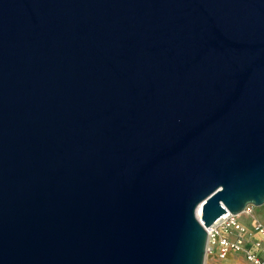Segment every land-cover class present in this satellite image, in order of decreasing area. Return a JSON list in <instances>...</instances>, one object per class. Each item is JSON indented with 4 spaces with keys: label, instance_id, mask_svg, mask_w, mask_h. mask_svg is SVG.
I'll list each match as a JSON object with an SVG mask.
<instances>
[{
    "label": "water",
    "instance_id": "1",
    "mask_svg": "<svg viewBox=\"0 0 264 264\" xmlns=\"http://www.w3.org/2000/svg\"><path fill=\"white\" fill-rule=\"evenodd\" d=\"M248 204L264 0H0V264H205Z\"/></svg>",
    "mask_w": 264,
    "mask_h": 264
},
{
    "label": "built area",
    "instance_id": "2",
    "mask_svg": "<svg viewBox=\"0 0 264 264\" xmlns=\"http://www.w3.org/2000/svg\"><path fill=\"white\" fill-rule=\"evenodd\" d=\"M242 216L250 223L245 224ZM206 231L207 254H215L219 264H235L234 254L243 264H264V214L259 215L254 205H246L239 214L229 213Z\"/></svg>",
    "mask_w": 264,
    "mask_h": 264
},
{
    "label": "rangeland",
    "instance_id": "3",
    "mask_svg": "<svg viewBox=\"0 0 264 264\" xmlns=\"http://www.w3.org/2000/svg\"><path fill=\"white\" fill-rule=\"evenodd\" d=\"M257 208V213L259 215H263L264 214V205H262L261 207H256ZM241 220L246 224H249L250 223V219L247 218V217H240ZM238 261H241L243 260L242 257H236ZM237 260L235 262H237ZM205 264H219L217 258H216V255L215 254H207L206 256V260H205Z\"/></svg>",
    "mask_w": 264,
    "mask_h": 264
},
{
    "label": "crops",
    "instance_id": "4",
    "mask_svg": "<svg viewBox=\"0 0 264 264\" xmlns=\"http://www.w3.org/2000/svg\"><path fill=\"white\" fill-rule=\"evenodd\" d=\"M232 256L235 257V261L237 260L236 257H241V256H239V255H237V254H236V255L234 254V255H232ZM235 261H234V262H235ZM235 264H243V260H241V261H238V260H237V262H235Z\"/></svg>",
    "mask_w": 264,
    "mask_h": 264
},
{
    "label": "bare ground",
    "instance_id": "5",
    "mask_svg": "<svg viewBox=\"0 0 264 264\" xmlns=\"http://www.w3.org/2000/svg\"><path fill=\"white\" fill-rule=\"evenodd\" d=\"M200 210V209H199Z\"/></svg>",
    "mask_w": 264,
    "mask_h": 264
}]
</instances>
